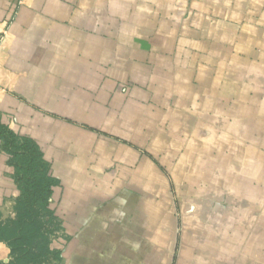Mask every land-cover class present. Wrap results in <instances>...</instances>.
Segmentation results:
<instances>
[{"label":"crops","instance_id":"obj_1","mask_svg":"<svg viewBox=\"0 0 264 264\" xmlns=\"http://www.w3.org/2000/svg\"><path fill=\"white\" fill-rule=\"evenodd\" d=\"M0 126L54 180L56 264H264V0H0ZM15 174L0 140L3 225Z\"/></svg>","mask_w":264,"mask_h":264},{"label":"trees","instance_id":"obj_2","mask_svg":"<svg viewBox=\"0 0 264 264\" xmlns=\"http://www.w3.org/2000/svg\"><path fill=\"white\" fill-rule=\"evenodd\" d=\"M0 140L14 158L21 190L15 220L6 225L0 222V241L11 248V259L0 264H56L60 252L51 250L50 245L59 231V222L48 204L54 180L34 143L19 139L3 126Z\"/></svg>","mask_w":264,"mask_h":264},{"label":"rangeland","instance_id":"obj_3","mask_svg":"<svg viewBox=\"0 0 264 264\" xmlns=\"http://www.w3.org/2000/svg\"><path fill=\"white\" fill-rule=\"evenodd\" d=\"M59 236V235H58ZM57 234L54 235L51 244L56 240V238L58 237Z\"/></svg>","mask_w":264,"mask_h":264}]
</instances>
